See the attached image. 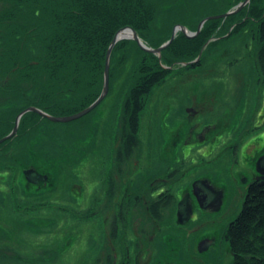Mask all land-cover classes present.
<instances>
[{
    "label": "rangeland",
    "instance_id": "obj_1",
    "mask_svg": "<svg viewBox=\"0 0 264 264\" xmlns=\"http://www.w3.org/2000/svg\"><path fill=\"white\" fill-rule=\"evenodd\" d=\"M168 1L164 8H183L192 15L187 26L195 27H187L186 20L177 22L180 13L170 18L163 9L155 20L171 26L170 43L181 41L180 34L193 38L207 20L223 13L215 12L232 4ZM242 15L219 27L191 60L162 64L169 73L143 100L138 144L128 156L117 151L123 142L122 95L132 82L129 65L112 83L108 70L107 93L89 112L54 121L50 136L37 134L32 153L44 158L36 153L24 168L0 161V264L231 263L233 254L223 234L242 209L246 178L258 172L254 162L264 150V53L261 60L252 52L255 25L248 14ZM240 19L246 26L236 28ZM124 27L117 31L124 29L125 36L114 45L134 40L127 27L136 30ZM161 51L154 54L160 58ZM206 52L208 65L187 70L188 63L206 58ZM130 55L136 57L135 52ZM105 60L106 53L104 66ZM199 128L202 134L197 136L194 130ZM9 147L7 156L14 150ZM18 149L17 156L23 151ZM197 179L217 191L205 206L192 191ZM166 191L174 204L152 214V203Z\"/></svg>",
    "mask_w": 264,
    "mask_h": 264
},
{
    "label": "trees",
    "instance_id": "obj_2",
    "mask_svg": "<svg viewBox=\"0 0 264 264\" xmlns=\"http://www.w3.org/2000/svg\"><path fill=\"white\" fill-rule=\"evenodd\" d=\"M238 1L232 0L231 5L222 6L220 12L214 14L230 9ZM168 2L0 0V138L11 131L16 115L26 107L35 106L50 115L63 116L90 104L101 91L105 53L114 33L131 26L147 46H159L169 39L171 26L160 25L155 18L167 9L163 4ZM179 8L171 5L167 15L171 18L180 13L182 19L177 22L186 20V26L187 22L192 23V15ZM240 13L243 14L241 19L247 14V18L253 19L250 25L255 28L250 38L258 48L252 52L262 60L264 0H250L238 13L207 20L193 38L180 34L181 41L174 39L161 51L160 58L132 39L114 45L110 54L109 82L119 76L115 75L118 71L132 66V82L122 95L123 142L117 155L128 156L138 144V113L143 100L169 73L162 64L191 60L208 37L219 31L225 22L238 21ZM241 19L239 24L235 22L236 28L246 26ZM187 27L195 29L192 25ZM133 52L135 58L130 55ZM209 56L207 53L206 58L200 57L185 67L200 70L208 65ZM51 123L57 122L34 111L24 113L15 135L0 144V161L21 164L24 168L33 163L36 153L44 158L43 153H32L31 143L36 142L37 134L50 136ZM9 146L14 149L11 156H7ZM20 147L23 151L17 156L15 153ZM174 201L169 191L159 195L151 205L152 214L157 215L159 208H170ZM223 238L233 254L230 264H264V187L256 184L248 187L242 209L226 227Z\"/></svg>",
    "mask_w": 264,
    "mask_h": 264
},
{
    "label": "water",
    "instance_id": "obj_3",
    "mask_svg": "<svg viewBox=\"0 0 264 264\" xmlns=\"http://www.w3.org/2000/svg\"><path fill=\"white\" fill-rule=\"evenodd\" d=\"M249 0H244L242 1L241 3H239L233 10L231 11H228L224 14H220V15H217V16H222V17H225L231 13H235L236 11H238L241 7H243ZM217 16H213L214 17H217ZM207 18L203 19L200 23V25L206 20ZM199 25V26H200ZM183 30H184V26H180ZM125 29V27H124ZM122 29V30H124ZM127 29H130L131 30V33L129 35V37H132L134 40H136V42L138 43V45L146 50V51H149V52H152V53H157L159 54L161 49L163 47H165L167 44L170 43V41L173 39V36H174V33L172 34V37L166 42L164 43L163 45H161L160 47H157V48H150L148 46H146L140 39L139 37L137 36L136 32L130 28V27H127ZM122 30H119L116 32V34L114 35L112 41L110 42L109 46H108V49L106 51V60H105V66H104V75H103V88H102V91L100 93V95L91 103L89 104L87 107H85L84 109L76 112V113H73V114H70V115H63V116H54V115H50L46 112H44L43 110L37 108V107H34V106H30V107H27L25 109H23L21 112L18 113L16 119H15V124L12 128V130L7 134L5 135L4 137H2L0 139V141L12 136L16 130H17V126H18V121H19V118L20 116L26 112V111H35L39 114H41L43 117H46L52 121H59V122H65V121H70V120H73V119H76V118H79L80 116L86 114L87 112H89L92 108H94L100 101L101 99L105 96V94L107 93V90H108V70H109V57H110V53H111V49L114 45V43L121 37L125 36L122 34ZM175 31V29L173 30V32ZM195 184V183H194ZM194 184H193V190L195 189L194 187ZM195 194V193H194Z\"/></svg>",
    "mask_w": 264,
    "mask_h": 264
},
{
    "label": "flooded vegetation",
    "instance_id": "obj_4",
    "mask_svg": "<svg viewBox=\"0 0 264 264\" xmlns=\"http://www.w3.org/2000/svg\"><path fill=\"white\" fill-rule=\"evenodd\" d=\"M194 112H196V110H194ZM215 119H217V118H215ZM215 122H212L209 125V127H213V124L216 125L218 123V121L216 123ZM204 127H206V125H204ZM201 130H202L201 128L195 129L194 133L198 136L199 134H202ZM214 138H216V137H214ZM254 163H255L254 165H255L256 170L258 169L260 172H261V170H264V160L263 159L256 158ZM261 174L256 172L255 174H253L252 179L246 178L249 180L248 184H247V188L251 184H256L257 186L264 187V183H263L264 182V176H263V174L262 175ZM202 185L203 186L205 185V187H203ZM195 186H196V188L194 190L192 189V191H193V194L195 193V198H197V200L199 201L201 206H205L207 201L210 202L212 200L213 196L217 193V191H214L212 189L211 184L209 185L208 183H204L203 181H200L198 179L195 181L194 187ZM209 244H210V242L205 243V246H204L205 251L209 249V247H208Z\"/></svg>",
    "mask_w": 264,
    "mask_h": 264
},
{
    "label": "bare ground",
    "instance_id": "obj_5",
    "mask_svg": "<svg viewBox=\"0 0 264 264\" xmlns=\"http://www.w3.org/2000/svg\"><path fill=\"white\" fill-rule=\"evenodd\" d=\"M225 13H226V12H225ZM221 14H224V12L221 13ZM231 14H232V13H231ZM227 16H228V15H227ZM225 17H226V16H225ZM124 34H125V33H124ZM252 48L255 49V48H258V47L253 45ZM29 107H30V106H29ZM34 107H35V106H34ZM26 108H27V107H26ZM24 109H25V108H24ZM22 110H23V109H22ZM22 110H21V111H22ZM21 111H20V112H21ZM30 111H31V110H30ZM26 112H28V111H26ZM26 112H24V113H26ZM24 113H23V114H24ZM23 114H22V115H23ZM17 115H18V114H17ZM17 115H16V117H17ZM22 115H21V116H22ZM21 116H20V118H21ZM16 117H15V119H16ZM20 118H19V121H20ZM19 121H18V124H19ZM14 124H15V120H14ZM13 126H14V125H13ZM17 128H18V126H17ZM11 130H12V129H11ZM257 158H260V159H263V160H264V150H262V152L257 156ZM257 171H258V173H260V174L262 173L263 176H264V170H261V172H260V171L257 169ZM262 174H261V175H262ZM247 178H249V176H248ZM262 178H263V177H262ZM263 183H264V182H263ZM248 187H249V186H248Z\"/></svg>",
    "mask_w": 264,
    "mask_h": 264
}]
</instances>
